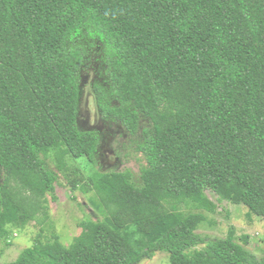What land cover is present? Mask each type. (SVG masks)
Returning <instances> with one entry per match:
<instances>
[{"label": "trees", "instance_id": "16d2710c", "mask_svg": "<svg viewBox=\"0 0 264 264\" xmlns=\"http://www.w3.org/2000/svg\"><path fill=\"white\" fill-rule=\"evenodd\" d=\"M95 65L101 115L145 159L140 183L93 169L99 134L77 113ZM60 174L93 194L81 232H39L3 264H264L233 228L197 232L223 201L264 223V0H0V252L48 216Z\"/></svg>", "mask_w": 264, "mask_h": 264}, {"label": "rangeland", "instance_id": "374dc122", "mask_svg": "<svg viewBox=\"0 0 264 264\" xmlns=\"http://www.w3.org/2000/svg\"><path fill=\"white\" fill-rule=\"evenodd\" d=\"M96 67L97 65L90 66L81 71L77 113L79 128L95 130L99 134L97 163L93 169L100 172L130 169L134 180L140 183L139 172L142 166L146 164L145 159L135 150L136 137L130 135L119 122L104 118L101 115L92 89L93 80L96 78ZM75 163L85 175L90 173L91 169L80 165L81 160H77ZM88 167L91 166L88 165ZM60 176L63 179L61 174ZM206 193L212 200L217 197L209 190ZM55 195L56 200L48 195V216L44 217L40 224L36 220H32L21 230H12V244L5 248L2 247L0 264L15 259L21 249L33 243L39 232L43 240L52 238L54 233L65 245H69L73 238L81 232L80 223L93 208L90 203L92 192L85 194L80 189L71 192L67 187L66 180L63 179L56 184ZM180 209L187 211V207L183 204L180 205ZM206 214L207 220L202 222L197 229V232L202 236H206L207 239L224 237L233 228L235 240L238 243L244 245L258 257L264 256V223L257 216L247 215L245 206L223 201L215 213ZM243 235L249 236L248 241L243 238ZM139 264H169L167 253L156 252L151 259H145Z\"/></svg>", "mask_w": 264, "mask_h": 264}]
</instances>
